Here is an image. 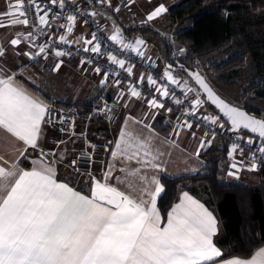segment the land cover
<instances>
[{
  "label": "snow or ice",
  "instance_id": "snow-or-ice-1",
  "mask_svg": "<svg viewBox=\"0 0 264 264\" xmlns=\"http://www.w3.org/2000/svg\"><path fill=\"white\" fill-rule=\"evenodd\" d=\"M100 3L109 0H99ZM52 5L60 9L65 7V0H50ZM31 9L36 16L37 24L42 28L49 25L48 16L51 11L47 6H42L39 0H11L7 11L0 13V28L17 25L28 26L30 20L28 11ZM116 11H119L117 8ZM167 11L161 4L151 11L146 20L153 21ZM42 13V14H41ZM96 13H90L95 15ZM8 17V22L4 18ZM67 33L73 31L77 17H66ZM86 22V21H85ZM24 40L33 38V32L26 35L17 34L10 40L13 47ZM96 39L84 41L91 45ZM110 39L113 42L124 44L120 30L115 29ZM61 43H68L65 36H60ZM145 41L137 39L135 45L124 44V48H133L138 55L143 56L140 46ZM33 46L34 41H33ZM85 52L100 53L101 47L97 43ZM46 52V46L40 45L35 55ZM6 51L0 47V57ZM30 59L33 54L25 52ZM56 57L66 55L63 51H55ZM108 60L121 69H125V61L114 55H109ZM63 61H58L53 71H59ZM84 63V61H81ZM171 69V65L168 66ZM166 69L163 77L172 84H179L171 72ZM129 75L132 67L125 69ZM2 71V70H0ZM100 73L99 67L95 68ZM108 74L100 81L101 85L107 83ZM193 79L207 93L208 98L220 109L231 123V131L241 128L258 133L264 139V120H257L248 116L236 107H231L219 97L215 96L212 89L198 74H192ZM143 80V77H141ZM149 85H156L157 81L152 76L147 77ZM120 81H116L118 85ZM130 95L139 98L141 93L130 86ZM156 91L162 97L170 95L167 86H160ZM188 92L193 89L188 88ZM121 96L124 94L121 92ZM174 97V93H172ZM182 101L175 99V103ZM202 101L197 98L192 103V111L188 115H195V109ZM149 108H163L156 98L148 101ZM171 112V109H168ZM51 112L47 104L38 98L29 95L23 90L11 75H0V129L10 133L17 141L22 142L23 149L17 150L20 157L28 159L25 153L29 148H39L38 140L42 132V124L51 123ZM211 124L218 123V117H204ZM61 124L65 121L61 120ZM143 124L142 120L136 121ZM151 131V125L145 124ZM182 127L192 128L189 121H184ZM223 128V124H219ZM60 131H64L63 128ZM179 131L176 135H179ZM195 136V133H192ZM214 135V134H213ZM252 143L251 140L248 141ZM59 143H63L60 141ZM109 143H112L111 141ZM206 144L211 145V140H201L196 155ZM89 147L95 149L94 145ZM108 151V148L105 147ZM243 150L233 143L228 153L233 157L237 151ZM258 151L264 154V146ZM63 161V153L45 152L40 149L39 158L32 160V167L28 170L19 167L18 160L5 159L0 156V264H264V247H261L249 259L239 257L224 258L223 251L214 244V236L218 234L217 220L213 213L202 203L193 199L188 192H183L179 202L167 212L166 221L162 218L157 208V200L164 191L160 181L153 175L142 174L141 167H121L120 172L126 173L122 178L113 176L115 165L109 163L103 172V179H97L88 173L91 183L89 195L70 187L67 183L58 182L56 170L53 165L57 159ZM113 161L121 160L125 163L135 161L142 167L162 170L161 165L155 163L150 141L147 138L135 136L132 131L124 128L115 141L114 150L111 151ZM91 156H89V161ZM255 156H253V161ZM77 160L71 161V166L76 167ZM243 162H234L230 168L229 176H237ZM257 164L252 162L249 171L256 170ZM135 177L139 183L129 181ZM115 178L118 182L128 181L132 193L119 190L118 187L108 183Z\"/></svg>",
  "mask_w": 264,
  "mask_h": 264
},
{
  "label": "crops",
  "instance_id": "crops-1",
  "mask_svg": "<svg viewBox=\"0 0 264 264\" xmlns=\"http://www.w3.org/2000/svg\"><path fill=\"white\" fill-rule=\"evenodd\" d=\"M68 1L72 5L81 7L84 6L87 0ZM163 1L165 2L163 5L168 10L180 0H114V3L109 7L100 6L93 8V10L94 13H96L95 18L101 25L103 35L110 39V37L115 34V29H119L124 44L135 45V41L141 39V37L139 35L135 37L125 36L123 33V27H128L134 24L147 25L156 29L152 26L155 22L147 21L146 18L147 15L157 6L161 5V2ZM10 2L11 0H0V13L7 11V5ZM39 2L42 6H46L50 0H39ZM120 3L124 4L126 10L120 9L119 11H116L117 5ZM127 10H129L130 15H126ZM29 17L30 15L28 14V18ZM8 19V17H5L4 22L7 23ZM48 20L49 25L43 26L42 28L38 24L33 25L31 23L28 26L17 25L0 28V47H3L6 51L5 56L0 57V70H2L0 71V75H11L14 78V81L23 90L29 95L40 99L49 107L51 105L63 106L64 104H70L77 107L80 112L82 111V113H84L87 109L83 107L79 108V106L85 104L90 105L91 107L103 94L108 96L110 100L114 101L115 106L113 109V115L116 116L115 124L108 125L96 119L90 127L91 134L96 130H104L106 134L113 139V145L110 150L104 157L98 158L94 163L92 176L102 180L103 172L109 163L115 165L113 173L114 177L120 176L123 178L126 175V173L119 171L121 167H141L142 174L148 176L154 175L159 181L163 175L170 178L191 175L198 172L205 165V159L203 157L205 151L224 147L226 143H228L225 136L220 132H208L200 125L191 123V129L182 127L185 120L180 118L175 111L169 112L168 106H164L163 108H149L148 101L151 100L150 96L144 95L139 98L132 97L129 91L130 86L125 83H119L117 85L116 82H109L107 80V83L102 86L100 81L105 79V76L101 72L96 73L94 71V66L81 63V61L74 55L70 56L66 54L62 57H56L54 55L55 51L50 49H46V52L43 54L35 55L39 51V46L44 45L43 41L55 33L58 38L62 35L65 36L68 43L73 47L89 48L91 46L84 43V41L90 40L89 29L78 20H76L73 31L70 34L67 33L66 28L56 31L55 21L52 18L51 13H49ZM30 31L33 32L32 39L26 41L23 39V36H21V44L19 46L13 47L10 44V40L16 38L18 33L26 35ZM33 41L35 46H33ZM117 44L124 47V44ZM142 46H144V49L147 48V50L148 48H151V45L146 44V42L145 45ZM127 49L136 52L133 48ZM25 52L32 53L33 58L30 59L28 56L24 55ZM58 61H63L60 70L53 71L52 69ZM151 61L154 60L151 59ZM164 68V63L163 66L161 63V65L159 64V66H157V71H161ZM132 75L145 86L149 85L147 82V77L149 75L140 67L133 68ZM141 77H143V80H141ZM175 79L180 82L176 74ZM180 85L181 82L177 85L179 89H181ZM121 92L124 94L123 96L120 95ZM189 99L193 102L191 97H189ZM198 107L202 113L208 114L209 117H218L217 114H214L215 112L208 109L204 103H201ZM138 120H142L144 123H136ZM157 120L163 122L167 129L166 132H162L156 128L155 123ZM145 124L151 125L152 130L149 131V129L145 128ZM122 128L126 131H132L135 136L142 139L147 138L150 141L151 150L156 157L155 163L160 164L162 170L152 169L151 167H142L141 165H137L135 161L130 163H125L121 160L113 161L111 151L114 150L115 141L119 139V133ZM177 131H179V135H176ZM192 133H195V136H193ZM201 140H211V145L208 146L206 144L203 149H200L199 156H197L196 151L199 148ZM60 141H63V143H59ZM38 144V149H28L25 153L28 159H25L24 157H20L17 151L18 149H23L24 146L22 142L17 141L10 133L0 129V156L9 160V163H11L12 160H18L19 167L28 170L32 167V160L39 158L40 149H43L45 152H56L57 154L63 153V161H59L57 158L53 157L48 158L49 160L57 159V162L53 165L56 170L57 181L67 183L70 187L80 191L82 194H90L89 186L91 179L89 175L70 174L69 172L71 171L67 169L72 157L83 149L82 142L78 136L68 140H62L54 134V131L51 128L42 124V132ZM227 149L229 153L231 149L229 144H227ZM234 160L237 163L242 161L243 166L237 173V176H229L227 174L229 171H235L230 168V164L233 163ZM252 162L257 164V168L256 170L249 171L248 166ZM259 164L260 162H258L257 159L253 161V156L250 153L243 150V153L241 154L238 150L233 157L228 155L227 161L223 164L222 178L225 181L239 182L245 185H257L260 183L258 172ZM128 180L133 183H139L138 179L135 177H129ZM108 183L118 187L121 191L132 193V189L128 186V181L120 183L113 178L109 180ZM183 192H188L193 199L202 203L213 213L218 225V234L214 236L213 240L214 244L223 251L224 258L239 257L228 256L224 247L217 243L218 238L222 235L221 226L217 215L205 202L206 196L202 192L193 193L190 190H184L181 191L179 199ZM179 199L173 204V206L179 202ZM261 247H264V245ZM239 258L249 259L251 256L248 258Z\"/></svg>",
  "mask_w": 264,
  "mask_h": 264
},
{
  "label": "trees",
  "instance_id": "trees-1",
  "mask_svg": "<svg viewBox=\"0 0 264 264\" xmlns=\"http://www.w3.org/2000/svg\"><path fill=\"white\" fill-rule=\"evenodd\" d=\"M245 11L256 15L264 13V0L176 2L167 11L169 29L175 31L185 21H192L189 28L177 32L174 38L187 48L183 57L176 55L171 38L147 25L123 27V33L127 37H155L160 42L163 60L172 65L178 61L188 68L199 69L197 61L204 60L203 65L213 73H236L247 65L246 52L234 53L219 63H211L207 59L231 46L234 37L246 35V21L242 17V12ZM260 51L261 47L258 46L252 53L256 77L244 88V92L253 90L259 97H264V64L261 63L264 56ZM205 106L212 111L206 102ZM81 107L88 110L90 105L82 104L79 108ZM245 108L262 117L258 111ZM155 126L162 132L167 130L160 120H157ZM203 157L205 165L195 174L175 178L161 176L164 191L157 201L161 215L166 219L167 212L179 199L181 191L202 192L206 196L205 202L217 215L221 226L222 235L217 243L224 247L228 256L248 258L264 245V161L260 162L258 169L260 183L245 185L222 178L223 164L228 157L227 143L224 147L205 151Z\"/></svg>",
  "mask_w": 264,
  "mask_h": 264
},
{
  "label": "built area",
  "instance_id": "built-area-1",
  "mask_svg": "<svg viewBox=\"0 0 264 264\" xmlns=\"http://www.w3.org/2000/svg\"><path fill=\"white\" fill-rule=\"evenodd\" d=\"M113 2L114 0H109V2L106 3H100L99 0H87L84 6L77 7L72 5L68 0H65V7L63 9H60L58 5H52L48 2L46 6L51 9L50 13L55 21L56 31L66 28L61 27V25H67L66 17L68 15H75L77 20L89 29L90 40H92L93 34L96 36V39L93 40L89 49L99 43L101 51L100 53H93L91 51L85 52L84 48L73 47L69 43H61L56 33L43 41L46 49L63 51L67 55L76 56L80 61H84L86 64L92 65L95 68L99 67L101 69L100 72L104 76L105 73L108 74L107 80L109 82L115 83L118 80L120 83L135 87L136 90L141 93V96H150L151 100L156 98L160 103H163L164 106H168V109L175 111L183 120L200 125L208 132H220L225 136L229 146L236 143L242 150L255 156V159H257L258 162H263L264 154H261L258 151L261 146H264L262 140L252 136L247 137L249 136L247 134H245L247 136H242L243 134L227 135L226 124L222 121L225 125L223 128H220L219 124H211L210 121L204 119L205 116L209 117V115L202 113L199 107L195 109V115H188V112L192 111L193 102L189 99L187 92L179 89L176 84H172L164 78V70L157 71V63L151 61L150 58L144 55V46H140L139 50L143 52V56H140L137 52L125 49L103 35L100 23L95 18V15H90V13H94L93 8L95 7L105 6L107 3L112 4ZM117 8L119 10H126L123 3L118 4ZM126 12L127 15H130L129 10ZM28 14L30 15V23L36 25L35 13L29 9ZM109 55H114L118 59H123L125 61V69L127 67H132V69L140 67L142 70L146 71L149 76L156 79V85L145 86L132 74L129 75L125 69H121L118 65L112 64L108 60ZM160 86H167L170 89V95L168 97H162L156 91V88ZM172 93L175 94L174 97ZM175 99H179L182 102L177 104L175 103ZM114 106V101L110 100L108 96L103 94L98 98L97 102L84 113L80 112L75 106L64 107L51 105L49 107L52 122L46 123L45 125L48 128H51L54 131V134L62 140H68L78 136L82 142L83 149L77 152L71 159V161L74 159L77 160L76 167L79 168V171H76L71 166L70 161L67 169L70 170L71 173L76 175H88V173L91 172L92 174L94 163L98 158L104 157L110 150L113 145V139L108 136L104 130H96L91 134L90 127L96 119L108 125L115 124L116 116L113 115ZM61 120L65 121V123L61 124ZM61 128L64 129L63 132L60 131ZM249 140H251L252 143H249ZM110 141L112 143H109ZM89 145H94L95 149L93 150ZM105 147L108 148V151L105 150ZM89 156H91L90 161Z\"/></svg>",
  "mask_w": 264,
  "mask_h": 264
},
{
  "label": "rangeland",
  "instance_id": "rangeland-1",
  "mask_svg": "<svg viewBox=\"0 0 264 264\" xmlns=\"http://www.w3.org/2000/svg\"><path fill=\"white\" fill-rule=\"evenodd\" d=\"M163 3L165 2H161V4ZM112 4L107 3V5L105 6L109 7ZM167 11L158 18L154 19L152 22L155 23H153L152 26L155 27L156 30L164 34L166 37L171 38V42L175 46L176 55L178 57H183L187 52V48L184 47L178 41L176 42L174 38L177 32L182 29L189 28L192 25V21H185L179 27H177L175 31H171L169 29ZM242 17L246 21V35L239 34L238 36L234 37L231 46L209 57L207 61L211 63H219L234 53L246 52L248 54L247 65L245 67L240 68L236 73L225 72L220 74H216L208 70L203 65L205 62L204 60H198L197 65L199 67V70L206 77L207 81L213 87V89L226 101L239 107H248L255 111H258L259 114L264 118V97H259L257 94L254 93L253 90L248 91L247 93L244 92V88L249 84L250 81H252V79L256 77V69L255 64L253 63L254 59L252 57L254 49L258 46L261 47L260 52L264 56V13L260 12L256 15L245 11L242 12ZM130 26H134V24ZM139 36L142 40L146 42V44L151 45V48H148V50L146 48L144 50V55H147V57L153 59L157 63V66H159V64L161 65V63L163 66L164 60L160 42L153 36ZM261 63L264 64V59ZM162 70L165 71L166 69L164 68ZM169 71L171 72L174 78L176 74L177 78L181 82V89L183 91H186L193 101L199 98L202 103L205 104L202 94L195 87V85L191 83V81L185 74H183L182 72H175L171 70ZM188 88L193 89V91L188 92ZM217 124L224 125L221 119H218ZM242 136L247 135L243 134ZM262 141L264 143V140Z\"/></svg>",
  "mask_w": 264,
  "mask_h": 264
},
{
  "label": "water",
  "instance_id": "water-1",
  "mask_svg": "<svg viewBox=\"0 0 264 264\" xmlns=\"http://www.w3.org/2000/svg\"><path fill=\"white\" fill-rule=\"evenodd\" d=\"M171 65V69H168V66ZM164 66L166 69L168 70H171V71H178V72H182L183 74H185L191 81L192 84L195 85V87L200 91V93L202 94L203 96V100L204 102H206L210 108L212 109L213 112H215L219 117L220 119L226 124L227 126V134L228 135H231V134H241V133H244V134H247L249 136H252V137H255L257 139H260V140H264V139H261L258 135V133H254V132H251L249 129H243L241 128L239 131H231V123L230 121H228V118L226 116H224V114L220 111V109L217 107L216 104H214L212 102V100H210L208 98V95L207 93L200 87L199 84H197V82L195 81V79H193L192 77V74L193 73H198L205 81L206 84H208V86L212 89L213 93L215 94V96L219 97L221 100H223L225 103H227L229 106L231 107H236L238 109H240L241 111L245 112L248 116L250 117H253L254 119H257V120H264L263 117H260L258 116L257 114L255 113H252V112H249L245 107H239V106H236V105H233L231 103H229L228 101H226L223 97H221L214 89L213 87L209 84V82L207 81L206 77L201 73V71L197 68V67H194V68H188L186 67L185 65H183L181 62H175L174 65L170 64L167 60H164Z\"/></svg>",
  "mask_w": 264,
  "mask_h": 264
}]
</instances>
